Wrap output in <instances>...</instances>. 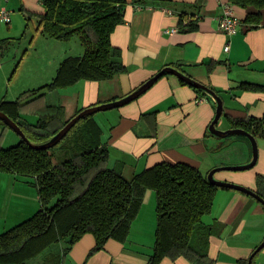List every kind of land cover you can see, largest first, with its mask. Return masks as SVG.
I'll return each instance as SVG.
<instances>
[{"label": "crops", "instance_id": "crops-1", "mask_svg": "<svg viewBox=\"0 0 264 264\" xmlns=\"http://www.w3.org/2000/svg\"><path fill=\"white\" fill-rule=\"evenodd\" d=\"M227 2L128 0L125 20L115 28L111 36L112 44L122 50L127 71L109 80L82 79L70 86L46 91L43 97L23 106L22 119L31 124L37 123L40 116L48 111V105L63 107L65 119H71L84 108L128 95L164 67L176 65H181L179 68L183 72L218 91L224 102L222 117L226 120V125L219 126L220 118L217 124L220 129L232 128L226 115L232 118L262 116L264 92L239 90L236 86L241 81L264 82V9L260 25L249 28L244 22L248 10L231 6L232 14L240 23L238 32L229 35L220 28L219 22ZM22 7L28 11H43L42 0H21ZM165 7L173 9L176 14L165 13ZM180 13H200L202 19L194 30L186 28L167 33L166 29L179 24ZM227 45L229 49L225 50ZM67 46L60 43L58 49L64 53L59 57H49L51 68L49 72L39 73V83L43 84L38 87L47 84V79L54 78L61 61L67 55L82 54V51L66 52ZM69 46L68 50H77V45ZM211 59L221 63L208 73L205 62ZM47 73L49 75L45 78ZM2 98L9 100L0 91ZM153 110L156 111L155 115L143 116ZM215 113L216 101L213 97L198 93L188 84H182L175 75L164 74L135 100L94 114L93 119L101 129V144L109 149L107 166L131 179L161 161L187 162L204 174L218 166L249 162L253 152L246 137L234 135L229 136L231 138H218L207 134ZM85 126L82 127L83 131H86ZM87 138L79 145L82 149L96 142ZM257 140L259 156L253 167L242 171L221 170L215 174L216 178L257 191V175H264V138ZM14 176L0 179V184L9 183L21 193L22 202L17 203L13 209L5 205L2 211L5 214H0V218L7 219L4 224L6 227L15 226L31 217L38 207L41 208L37 187L34 189L35 186L28 182L27 177ZM33 192L36 195L34 202L29 200ZM138 216L133 220L125 241L109 239L104 248L92 252L96 240L93 234L87 233L67 252L66 245L62 246L59 264H147L154 251L157 224L154 238L152 232L144 242L139 230L134 229ZM203 221L207 225L216 223L223 226L222 229L217 228L209 239L208 254L216 260V264H240L238 260L249 259L254 249L264 240V207L254 197L241 191L219 189L212 211L203 217ZM159 264L192 263L185 257H164ZM253 264H264V248L254 256Z\"/></svg>", "mask_w": 264, "mask_h": 264}, {"label": "trees", "instance_id": "trees-1", "mask_svg": "<svg viewBox=\"0 0 264 264\" xmlns=\"http://www.w3.org/2000/svg\"><path fill=\"white\" fill-rule=\"evenodd\" d=\"M228 2L248 10L244 22L249 28L260 25L264 0ZM127 4L128 0H42L43 11H29L46 36L67 42L78 36L84 48L82 55L68 56L61 61L51 82L24 91L15 100L0 99V111L16 121L32 142L48 141L70 119H65L63 107L48 105V111L37 123L31 124L22 119L25 104L43 97L46 91L67 87L82 79L109 80L127 71L122 50L111 41L115 28L125 20ZM179 15L180 30H194L202 19L200 13ZM220 63L215 59L205 62L207 72L211 73ZM180 66L176 65L178 69ZM180 82L188 84L182 79ZM236 88L264 92V82L241 81ZM194 89L207 95L201 89ZM155 114L153 110L143 116ZM93 118L91 115L80 121L86 125L91 141L96 142L57 164L53 163L49 148L33 147L24 139L9 148L0 146V172L30 177L28 182L37 187L41 203V208L31 217L0 234V264H27L58 241L67 244V252L87 233L93 234L96 240L92 252L104 248L109 239L125 241L148 188L157 195V228L154 251L147 264H159L164 257H185L192 264H216L206 249L210 236L223 226L207 225L203 217L211 213L217 191L228 188L211 183L208 174L182 161H161L131 179L126 178L107 166L109 149L101 144V129ZM226 118L232 128H242L256 138H264V114L242 118L226 115ZM0 124L7 126L1 120ZM207 134L212 135L209 129ZM256 181V192L264 197V175L258 174ZM196 232L203 245L199 250L191 244ZM238 262L248 264V259Z\"/></svg>", "mask_w": 264, "mask_h": 264}, {"label": "rangeland", "instance_id": "rangeland-1", "mask_svg": "<svg viewBox=\"0 0 264 264\" xmlns=\"http://www.w3.org/2000/svg\"><path fill=\"white\" fill-rule=\"evenodd\" d=\"M0 6H4L12 11V21L10 24L0 22V91L6 94L7 99L15 100L24 90H29L43 84L39 83L41 79L38 78V75H40V72H49L51 68V65L48 64L50 56L59 57L64 53V51L60 52V48L58 49L60 43L65 45L68 44L66 52L82 51L83 54L84 48L78 36L74 37L72 42L61 41L46 36L39 26L37 18L35 16H29V11L27 9H21V0H3ZM69 45H77V50H68L69 47H71ZM68 56L70 55H67V57ZM46 64H48V66H46L45 69ZM53 70L55 72L56 67H54ZM48 75L49 73L45 74V78ZM47 80H49L46 81L48 83L52 81L51 79ZM97 113H101V111L95 114ZM31 116L34 117V115ZM35 120L33 121L35 122ZM76 125L77 126L71 129L58 144L49 148L53 163L57 164L72 158L73 155L82 150V147H79V145L83 144L88 139V134H86V131L82 130L84 122L79 121ZM224 125H226V120L222 117L219 126ZM219 126L217 125L218 128ZM21 139L22 137L12 128L0 124L1 147L9 148L10 146L18 144ZM14 177V174L0 175V179ZM18 177L26 178L27 176L19 175ZM34 189H36V187H34ZM34 189L33 191H35ZM20 197L21 193L17 189H14L11 184L5 182L0 184V214H5L2 212L5 209V205L6 208L10 207L13 209L17 203H21ZM35 198L36 195H34V192L33 195H29L30 201L34 202ZM156 207L157 198L155 190L148 188L134 228L139 230L140 236L143 238L144 242L151 236L152 232V238H154V230L157 224ZM38 209H36V211H38ZM6 222V218H0V234L11 228L10 225H7V227L4 226ZM147 243L148 242L145 243L146 246ZM191 244L198 250L203 246L197 232L194 234ZM63 245L67 244L64 241L52 243L38 256L27 261V264H59L62 257L60 252ZM209 248L210 244L206 249L208 253Z\"/></svg>", "mask_w": 264, "mask_h": 264}, {"label": "water", "instance_id": "water-1", "mask_svg": "<svg viewBox=\"0 0 264 264\" xmlns=\"http://www.w3.org/2000/svg\"><path fill=\"white\" fill-rule=\"evenodd\" d=\"M164 74L175 75L179 79H182L183 81L187 82L188 84H190L191 86L195 88L203 90L205 93H207L208 95L214 98V100L216 101V113L208 128L209 132L212 135L218 138H225L229 136L240 135V136L246 137L252 145L253 156L249 162L245 164H239V165H225V166L215 167L208 173V180L211 183L219 187H224V188L233 189V190L246 193L254 197L256 200H258L264 205V197H262L254 189H251L249 187H246L244 185H240L237 183L220 180L216 178L215 176V174L221 170L242 171V170H246V169L253 167L256 164L258 160V156H259V146H258L257 138L242 128H228V129L218 128L217 127L218 121L220 120V118L222 117L224 113V102H223L222 97L214 89L210 88L208 85L194 79L187 73L183 72L182 70L174 66L164 67L159 72H157L153 77H151L149 80H147L142 85H140L135 90H133L131 93H129L128 95L120 99L110 101L107 103L93 105V106L83 109L78 114L73 116L63 128H61L55 135H53L48 141L44 143L32 142L31 139L26 136L22 127L3 111H0V120L3 121L7 126L12 128L15 132H17L22 137V139L28 142L31 146L36 147V148L47 149V148H50L58 144L81 119L94 115L96 112H99V111H106L109 109L121 107L125 104H128L129 102L135 100L140 95H142L144 92H146ZM263 248H264V240L251 253L248 259V264H253L254 256L258 252H260Z\"/></svg>", "mask_w": 264, "mask_h": 264}, {"label": "built area", "instance_id": "built-area-1", "mask_svg": "<svg viewBox=\"0 0 264 264\" xmlns=\"http://www.w3.org/2000/svg\"><path fill=\"white\" fill-rule=\"evenodd\" d=\"M3 1V0H2ZM8 1V0H5ZM232 5L227 2L225 6L224 13L220 16L219 22H220V28L226 32L229 35H234L238 32L239 29V20L232 14ZM163 11L169 15L176 14V11H174L171 8H163ZM199 19V16H193V19ZM188 17L184 19L185 22L188 21ZM12 21V11L7 9L4 6H0V22H4L6 24H10ZM180 27L179 24L175 27L166 29L165 31L167 33H174L176 31H179ZM229 49V45L225 47V50Z\"/></svg>", "mask_w": 264, "mask_h": 264}]
</instances>
